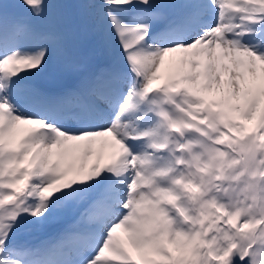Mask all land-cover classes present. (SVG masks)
I'll return each instance as SVG.
<instances>
[{"label":"snow or ice","instance_id":"6c2138e0","mask_svg":"<svg viewBox=\"0 0 264 264\" xmlns=\"http://www.w3.org/2000/svg\"><path fill=\"white\" fill-rule=\"evenodd\" d=\"M0 264H264V0H0Z\"/></svg>","mask_w":264,"mask_h":264},{"label":"rangeland","instance_id":"374dc122","mask_svg":"<svg viewBox=\"0 0 264 264\" xmlns=\"http://www.w3.org/2000/svg\"><path fill=\"white\" fill-rule=\"evenodd\" d=\"M178 55H179V54H169V57L166 58V64H168V63L171 61V59H172L173 57H176V56H178ZM163 71H164V69H162V72H163ZM100 139L103 140V139H110V138H100ZM96 147H97L98 150L100 149L99 141L97 142ZM100 155H101V159H102V160H106V159H108V157L110 156V149H108V148H104L102 151H100Z\"/></svg>","mask_w":264,"mask_h":264}]
</instances>
